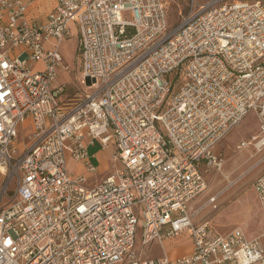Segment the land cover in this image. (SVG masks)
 Listing matches in <instances>:
<instances>
[{
  "label": "built area",
  "instance_id": "obj_1",
  "mask_svg": "<svg viewBox=\"0 0 264 264\" xmlns=\"http://www.w3.org/2000/svg\"><path fill=\"white\" fill-rule=\"evenodd\" d=\"M31 1L0 0V264H264V231L215 233L192 205L250 111L264 144V0H191L174 26L164 0H54L44 22ZM71 24L88 91L70 102L54 82ZM96 144L119 165L88 187L66 153L95 173ZM253 188L264 216V172ZM183 231L188 255L132 252L138 233L147 245Z\"/></svg>",
  "mask_w": 264,
  "mask_h": 264
},
{
  "label": "rangeland",
  "instance_id": "obj_2",
  "mask_svg": "<svg viewBox=\"0 0 264 264\" xmlns=\"http://www.w3.org/2000/svg\"><path fill=\"white\" fill-rule=\"evenodd\" d=\"M164 1L166 3L167 22L170 26L178 24L182 15L189 10L191 3V0ZM195 1L196 5H201L207 0ZM72 32L60 44L59 50L63 56L62 64L65 67L60 70L55 80L56 85H63L62 100L70 99V102L75 100L79 94L88 91L82 77L81 60L78 55V35L74 29ZM22 125L18 129V152L23 150L24 142L33 131L32 124L27 127L23 126L21 129ZM260 138L259 119L253 111H250L242 122L216 145L214 152L220 158L221 166L209 167L204 171L208 183L207 191L192 203L194 209L200 208L195 217L196 221L207 220L213 229L220 233L240 227L248 237L259 235L264 230L263 215L253 188V182L257 176L264 172V144L257 146L260 142L257 143V141ZM241 140L247 141L246 147H237ZM99 148L98 144L88 148V152L100 153L99 156L103 158L102 163L104 164V169L99 168L95 173H88L86 176V186L88 187L96 185L101 180L105 170L119 165L112 156L115 150L113 145L107 150L99 151L97 150ZM96 161L91 162L98 168L101 165ZM74 163L71 157L70 162L66 158L68 169L69 167L70 170L76 169ZM216 193L218 194L217 207L213 208L210 204H205L207 198ZM184 233L189 235L187 231H183L172 236L171 239ZM143 246L145 245L141 243L138 233L132 252L137 255L141 254Z\"/></svg>",
  "mask_w": 264,
  "mask_h": 264
},
{
  "label": "crops",
  "instance_id": "obj_3",
  "mask_svg": "<svg viewBox=\"0 0 264 264\" xmlns=\"http://www.w3.org/2000/svg\"><path fill=\"white\" fill-rule=\"evenodd\" d=\"M53 6H54V0H32L31 3L29 4V7H28V12H27L28 18L31 20L37 21V22H44L46 20L48 12L52 9ZM71 27L75 30L74 24H71ZM54 85H56L55 82H54ZM31 124H32L31 120L28 118L24 121L21 129L23 128V126L27 127ZM109 148L110 147L99 148L97 150H99V151L100 150H107ZM99 154L100 153H98V152H88L89 161L91 162V161L98 160V161H96V163H99V165H101L100 167L98 166V168L96 166V168H97L96 172L98 171L99 168L104 169V164L102 163L103 158L101 156H99ZM66 158L70 162V156L68 155ZM74 162H75L74 164H75V167L77 170L75 168H73V169H71V171H74L75 173H83L87 176L88 172H86V169L83 167L82 163L76 162V161H74ZM68 170H70V167ZM110 170L111 169H108L107 171L105 170L104 175L101 177V180L107 176V174L109 173ZM258 205H259V203H258ZM259 208H260V206H259ZM262 215H263V213H262ZM263 220H264V216H263ZM214 232L220 233V232H216L215 230H214ZM224 233H226V232H224ZM220 234H223V233H220ZM259 235H256V236H259ZM171 237H166V238L162 239L161 241L158 239H154L150 243H148L147 245L143 246L142 250L139 248V250H141V254L137 255L134 253V255L139 259L160 258V257H163L164 255L173 259V258H178V257L184 256V255H188L189 253L192 252L193 244H192V240H191L190 235L184 233V234H181L180 236L173 238V239H171ZM250 237H255V236H250ZM136 239H137V237H136ZM139 239H140V237H139ZM114 264H129V263L127 261H125V262H119V263H114ZM227 264H230V263H227Z\"/></svg>",
  "mask_w": 264,
  "mask_h": 264
},
{
  "label": "bare ground",
  "instance_id": "obj_4",
  "mask_svg": "<svg viewBox=\"0 0 264 264\" xmlns=\"http://www.w3.org/2000/svg\"><path fill=\"white\" fill-rule=\"evenodd\" d=\"M254 138H255V137H254ZM261 143H262V141H260L258 145H260Z\"/></svg>",
  "mask_w": 264,
  "mask_h": 264
}]
</instances>
